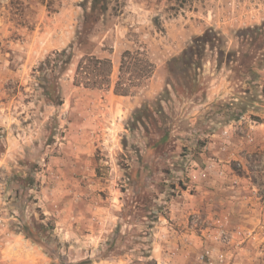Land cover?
I'll return each instance as SVG.
<instances>
[{
  "label": "rangeland",
  "instance_id": "rangeland-1",
  "mask_svg": "<svg viewBox=\"0 0 264 264\" xmlns=\"http://www.w3.org/2000/svg\"><path fill=\"white\" fill-rule=\"evenodd\" d=\"M85 19L88 43L69 69L60 78L50 66L42 73L48 55L75 44ZM209 30L216 39L198 66L171 77V60ZM138 48L154 72L115 97L121 54ZM87 53L112 59L110 89L73 84ZM53 85L59 101L42 94ZM0 128L53 131L21 151L26 177L14 181L24 192L12 210L4 206L0 264H146L148 252L164 264L165 234L184 226L174 209L196 198L201 207L188 211L185 227L201 254L219 244L223 220L231 242L245 237V264H264V0H0ZM69 128L88 133L65 150ZM65 152L67 180L50 169ZM48 183L62 200L52 215L37 198ZM217 191L235 197L217 203ZM243 212L245 229L237 226ZM26 224L38 242L21 233Z\"/></svg>",
  "mask_w": 264,
  "mask_h": 264
},
{
  "label": "crops",
  "instance_id": "crops-1",
  "mask_svg": "<svg viewBox=\"0 0 264 264\" xmlns=\"http://www.w3.org/2000/svg\"><path fill=\"white\" fill-rule=\"evenodd\" d=\"M111 94L115 97L119 95L114 94L113 89ZM123 97V96H121ZM125 97V96H124ZM111 98V97H110ZM112 99V98H111ZM39 129V130H38ZM48 131V135L51 136L53 131L51 128H0V148L3 147V151H0V204L4 202L6 199V205H8V209L12 210L15 206V202L20 196L21 192L19 190V185L14 181L15 176L19 177H26V170L25 167L22 166L21 163V151L27 149L30 144H33V147H39L37 136L42 131ZM70 132V140H67L66 143L62 144L61 148L68 150L70 145L76 146L78 143H84L85 139L81 140V137H84L88 132L86 128H69ZM82 133V135H79ZM86 138V137H84ZM47 147H52L50 143L46 142ZM78 148V146H77ZM69 153L65 152L62 157H52L50 163V169L53 172L58 171L62 178L65 180L72 178L69 171V164L71 160L69 159ZM70 160V161H69ZM53 177L55 174H52ZM51 176L48 177V180L51 181L53 178ZM59 176V175H58ZM45 181V180H44ZM3 190V193L1 192ZM56 185H51L48 183L46 186L42 185L41 190L38 193V202L40 207H44L47 209L45 211V215H52V209L59 203H61V196L58 195L56 191ZM217 195V203L220 200H224L223 197L233 198L235 195L230 194V191L227 192H214ZM201 202V199H199ZM196 198L195 204H189L187 202H182V204L176 206L174 209L178 214H176V219L179 225L184 224L182 229L180 228L177 234L171 233L174 235L173 237L169 234H165L164 240L166 243L165 256L166 258L163 259L164 264H201L199 262V256L202 252L203 246L200 244L199 237H194V233H191L188 228L185 227L186 225V214L189 213L188 211L193 210L196 211L199 208L200 202ZM227 203V212H234L235 207L233 202ZM201 207V204H200ZM219 207V206H218ZM233 207V208H232ZM224 208L221 207V211H215L216 214H224ZM245 212V211H244ZM243 212V218L241 219V224L237 225L240 228L245 229V213ZM174 213V212H173ZM210 214V213H209ZM174 215V214H173ZM242 213H239L238 216L240 217ZM14 218V215H11ZM237 216V214H236ZM209 218L212 216H208ZM224 217V216H223ZM11 218V219H12ZM229 218V217H227ZM174 217L170 216V219H165L167 223L173 221ZM239 218L236 219V221ZM166 228H169L168 226ZM170 233V232H169ZM194 237V238H193ZM16 241L19 237L15 238ZM14 239V240H15ZM192 239V243H189V240ZM221 245L216 244L215 249L219 251L221 249ZM7 247L4 249L3 252L6 253ZM232 264H245V245L244 247L237 249L236 251L233 250L232 253ZM231 255L229 257H231Z\"/></svg>",
  "mask_w": 264,
  "mask_h": 264
},
{
  "label": "trees",
  "instance_id": "trees-1",
  "mask_svg": "<svg viewBox=\"0 0 264 264\" xmlns=\"http://www.w3.org/2000/svg\"><path fill=\"white\" fill-rule=\"evenodd\" d=\"M87 25L88 22L87 19H85L82 30L78 32L77 41L75 44L71 45L68 50L55 51L41 62L39 69L42 73H45V67L50 66L51 73L60 78L59 76L69 69L74 58L73 51L88 43L87 38L85 39L84 35ZM214 39H216V37H213V31L209 30L204 36L196 38L193 45L181 56L171 60L169 65L171 77L173 73L177 75L180 68L183 69L182 71H185L191 69L195 65L198 66V60L202 57L206 48L209 45L212 46L211 43ZM219 52L224 55V51L221 49ZM250 61L251 60L246 61V59H244V63L242 64L248 73L254 74L255 72H253V68L255 65L253 66ZM259 63V60H256L257 67H259ZM154 68L155 66L153 62L149 59L147 53L141 48L136 50L127 49L123 51L120 58L119 74L113 87L114 94L119 96L132 95L134 89L138 88L145 80L152 76ZM113 74L114 63L111 58L99 57L93 53H87L83 55L77 63L73 84L75 86H82L89 89H110L113 86ZM42 87L43 95H49L52 99L51 101H59V98L55 97L56 94L53 91L54 85L48 89L46 86ZM167 92L168 90H165L163 95ZM144 106L146 107V105ZM21 233L24 234L26 238L38 242L28 224L23 226ZM145 257L148 260L146 264H158L156 258L153 257L150 252H148Z\"/></svg>",
  "mask_w": 264,
  "mask_h": 264
},
{
  "label": "built area",
  "instance_id": "built-area-1",
  "mask_svg": "<svg viewBox=\"0 0 264 264\" xmlns=\"http://www.w3.org/2000/svg\"><path fill=\"white\" fill-rule=\"evenodd\" d=\"M3 193V190L1 191ZM6 199H4V202L0 204V225H4V220H5V214L7 209L6 207ZM5 206V207H4ZM219 223V233H220V238L217 237L216 240L218 243L222 246L219 251H217L215 248H209L206 249L200 256V259L207 263V264H232V251L240 249L244 247L245 245V237L242 238L241 241L239 242H231V239L226 237V232H225V224L223 220H217ZM245 235V230L242 232ZM232 243H235L233 245H236L235 249L231 248ZM231 255V257H229Z\"/></svg>",
  "mask_w": 264,
  "mask_h": 264
}]
</instances>
